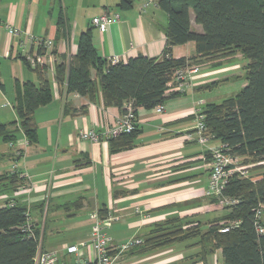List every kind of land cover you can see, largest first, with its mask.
I'll return each mask as SVG.
<instances>
[{"label": "crops", "instance_id": "0c3cea01", "mask_svg": "<svg viewBox=\"0 0 264 264\" xmlns=\"http://www.w3.org/2000/svg\"><path fill=\"white\" fill-rule=\"evenodd\" d=\"M27 1L32 0H0V123L17 120L13 107L16 81L37 85L47 80L52 98L34 113L36 142H24L21 132L13 147L0 138V173H9L14 149H19L18 168L27 174V181L33 186L28 206L32 208L46 199V208L41 213L32 209L34 221L40 224V246L42 239V248L56 250L66 264L80 263L84 256L69 254L65 248L87 240L94 221L92 214L105 209L107 214L118 218L107 230L114 245L139 240L126 249L113 250L115 264H224L219 248L209 252L204 261L200 260L196 239L146 251L138 243L154 224L170 218L181 223L199 222L206 229L225 215V208L204 194L211 161L209 149L217 141L202 144L188 140L186 135L195 128L197 104L215 102L207 95L212 88L202 86L224 78L228 79L219 84L228 82L231 75L216 77L215 73L236 69L229 62L242 57L241 54L197 64L199 70L190 74L182 90L164 101L162 113L154 108H138L139 133L133 146L112 152L107 141L90 142L80 136V131H103L121 110L117 106H105L101 94L90 100L66 92L65 83L55 80V65L68 61L76 53L79 34L87 28H91L93 43L104 58L116 56L126 62L137 54L160 56L166 45V14L152 0H134L129 9L118 8V0H98L99 7L89 12L83 10L84 16L78 12L82 0H45L48 4L36 5ZM91 1L84 0V5ZM60 7L68 29L65 36L56 39ZM103 13L118 17L99 30L91 24V19ZM5 24L18 27L22 34L10 35ZM193 27L201 31L200 26L193 24ZM26 33L52 40L51 47H39L42 64L37 67L41 72L27 67L20 58L23 55L19 42ZM32 49L35 51L37 47L33 45ZM193 54L192 42L172 47L173 57ZM3 196L8 194L0 195V205L5 200ZM51 199L53 215L63 218L69 226L68 240L59 235L45 241V234L42 235Z\"/></svg>", "mask_w": 264, "mask_h": 264}, {"label": "trees", "instance_id": "16d2710c", "mask_svg": "<svg viewBox=\"0 0 264 264\" xmlns=\"http://www.w3.org/2000/svg\"><path fill=\"white\" fill-rule=\"evenodd\" d=\"M152 1L167 17L166 45L160 56L137 54L126 62L110 63L108 58L98 54L91 28H87L79 34L76 53L68 61L55 65V80L65 83L66 92L87 96L90 100L101 94L105 106H117L121 112L128 100L133 101L136 109H150L177 94L166 92L167 83L176 69L208 60L221 61L236 53L247 59L246 84L220 102L202 105L204 123L212 140L226 143L230 151L239 156L240 163L252 170L250 177L235 173L225 184L223 194L236 202L223 207L225 215L206 229H202L199 222L181 223L177 218L154 224L141 238L138 247L143 251L155 250L196 239L202 261L209 252L219 248L224 264H264V231L258 232L255 226V212L259 208V224L264 229V0ZM133 2L118 0L117 6L129 9ZM193 24L200 26L201 31L194 29ZM67 29L68 21L60 7L56 39L65 36ZM187 42L194 44V54L173 57L172 47ZM37 51L41 53L42 49ZM20 58L30 68L24 56ZM34 70L42 71L38 67ZM227 79L214 80L202 87L211 89ZM51 98L47 80L37 85L31 81H16L13 107L17 120L0 123V138L14 142L21 132L29 144L36 142L34 113ZM138 133L135 124L131 131L109 138L110 150L115 152L132 147ZM16 150L18 154H15ZM13 154V161H18L21 151L14 149ZM25 182L11 169L9 173H0V195L10 196ZM14 200L12 206L7 205V199L0 205V264H33L40 224L32 217V236L19 227L25 220V212L29 210L32 216V209H38L41 213L44 202L31 208L21 197ZM98 215L105 217L106 210L100 209ZM232 221L236 224L229 225ZM226 225H229L226 231H219Z\"/></svg>", "mask_w": 264, "mask_h": 264}, {"label": "built area", "instance_id": "2783aa9c", "mask_svg": "<svg viewBox=\"0 0 264 264\" xmlns=\"http://www.w3.org/2000/svg\"><path fill=\"white\" fill-rule=\"evenodd\" d=\"M117 18V14L114 15ZM109 13H103L91 19V24L99 30L108 26L114 18ZM6 31L10 35L20 36L22 31L15 26L9 24L4 25ZM35 45L37 49L43 47L45 49L52 46V40L47 38L36 37L30 33H26L24 38L19 42V51L24 56L31 67H37L42 64V52L38 53L37 49L33 51L32 46ZM110 63H115L118 58L116 56L108 57ZM199 70L198 66H190L178 68L172 74L171 79L167 83L166 92H178L182 90L189 76L193 72ZM194 113L195 128L186 135L188 140H194L200 143H206L212 140V136L208 133L205 123L204 114L202 111V104L199 102ZM155 111L162 113L164 105L159 104L154 107ZM136 107L133 101L128 100L124 102L123 111L110 124H108L103 131H96L93 129H82L80 136L90 142L107 141L111 137L118 136L122 133L131 131L136 124ZM26 140V139H25ZM24 142L28 143L27 140ZM18 140L9 142V146L17 145ZM211 161L209 163L208 181L204 191L205 196L214 199V203L219 207L232 205L236 199L223 194V189L228 179L235 173L241 177H250L251 173L245 164L240 163L238 155L233 154L226 143L216 142L210 147ZM18 154V151H15ZM11 171L16 172L19 178H23L26 182L17 187L10 196H3L7 199V205L12 206L15 198L24 196L23 200L28 203V195L32 191V183L27 181V174L18 168L17 161H13ZM94 219L89 238L79 243L69 244L66 246V252L74 254L77 257L84 256L80 263L76 264H115V258L112 255L113 250H123L129 245L139 242V240H130L125 243H112L111 237L107 230L111 223L117 220V216L107 214L105 217H100L98 213L92 214ZM261 217V210L258 208L255 212V226L258 232H263V227L259 224ZM236 224L235 221L229 225ZM229 225L223 226L219 231L224 232L229 228ZM33 219L29 210L25 212V220L20 225V230L27 233L29 236L33 235ZM33 264H66L59 259L56 250H47L40 246L37 247L33 258Z\"/></svg>", "mask_w": 264, "mask_h": 264}, {"label": "rangeland", "instance_id": "374dc122", "mask_svg": "<svg viewBox=\"0 0 264 264\" xmlns=\"http://www.w3.org/2000/svg\"><path fill=\"white\" fill-rule=\"evenodd\" d=\"M29 2V5H36L37 3L39 4H48V2H45V0H32V1H27V4ZM98 0L96 1H91L89 3H87L86 5H84V0H82L80 2V10L78 11L80 13L81 16H84V12L86 11H92L95 7H99V5L97 4ZM84 10V12H83ZM242 56V55H241ZM247 63V59H245L244 57H234L230 62L229 65H236V69L233 70H226L223 72H216L215 76L216 77H220L222 75H231L229 78L228 82H224L221 83L215 87H213L211 90H209V92L207 93L208 97L212 96L213 100L215 102H220L221 100H223L224 98H227L229 96L234 95L237 91H239L242 87H243V83L247 82L246 81V71H245V65ZM223 71V70H222ZM6 75L8 76V74L6 73ZM5 78V83L7 86V80L8 78L6 76H4ZM8 87V86H7ZM8 89H10V86L8 87ZM11 100V98H10ZM252 171V170H250ZM53 206V201L52 199L50 200V208L48 210V214L47 219H46V227H45V241H47V239L51 240V237L54 236H58L59 235L63 236V237H67L66 240L70 239L69 237H71V232L69 230V226H67L64 222L63 218H59L56 217L55 215H53V210L52 207ZM44 207L46 208V199L44 201ZM59 231V232H58ZM57 238V237H56Z\"/></svg>", "mask_w": 264, "mask_h": 264}]
</instances>
